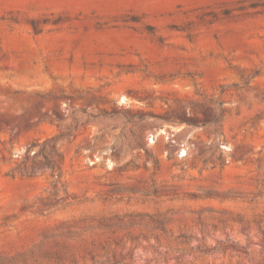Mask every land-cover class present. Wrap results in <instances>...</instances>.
<instances>
[{"label": "rangeland", "instance_id": "obj_1", "mask_svg": "<svg viewBox=\"0 0 264 264\" xmlns=\"http://www.w3.org/2000/svg\"><path fill=\"white\" fill-rule=\"evenodd\" d=\"M0 264H264V0H0Z\"/></svg>", "mask_w": 264, "mask_h": 264}]
</instances>
